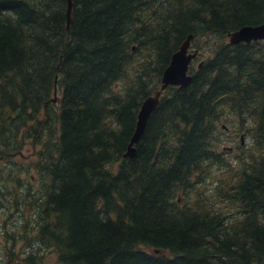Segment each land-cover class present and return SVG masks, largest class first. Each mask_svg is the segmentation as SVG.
<instances>
[{"label": "trees", "instance_id": "trees-1", "mask_svg": "<svg viewBox=\"0 0 264 264\" xmlns=\"http://www.w3.org/2000/svg\"><path fill=\"white\" fill-rule=\"evenodd\" d=\"M70 3L66 24L67 0H0V176L33 219L7 229L10 259L264 264V40L226 39L264 23V0ZM188 34L208 53L184 87L161 92L123 157L141 101ZM233 120L231 168L215 134ZM28 140L34 156L17 166Z\"/></svg>", "mask_w": 264, "mask_h": 264}, {"label": "water", "instance_id": "water-1", "mask_svg": "<svg viewBox=\"0 0 264 264\" xmlns=\"http://www.w3.org/2000/svg\"><path fill=\"white\" fill-rule=\"evenodd\" d=\"M70 6V0H67L65 13L66 24L69 22ZM191 37V34H188L178 45L177 49L171 54L166 67L161 73L158 88L154 90L151 95H148L141 101L136 114L134 129L129 137L123 157H131L133 155V145L138 142L146 120L156 107L161 92L167 86L184 87L189 82L190 74L188 73V66L190 61L199 54L197 49L191 50L189 48V40ZM226 39L228 44H248L250 42L262 41L264 40V23L239 26L238 28L227 32ZM201 63L202 62H198L196 66L199 67ZM51 100L56 101V97H53Z\"/></svg>", "mask_w": 264, "mask_h": 264}, {"label": "rangeland", "instance_id": "rangeland-1", "mask_svg": "<svg viewBox=\"0 0 264 264\" xmlns=\"http://www.w3.org/2000/svg\"><path fill=\"white\" fill-rule=\"evenodd\" d=\"M197 49L198 52L200 53L199 57L197 59H193L189 65H192V67H195V65L198 63V60L201 59L204 55H206L208 52V49L205 44L203 43V46L201 47H194L190 46V49ZM189 73V71H188ZM227 130L223 131L222 129H219L216 134V140L215 142L219 145V148H223V150H227L230 148L228 152L223 153L224 160L226 161L227 164L230 165V167H235L234 164H237V160L233 159V156L236 154L235 150L236 144H237V138L239 133V129L236 128V122L233 120L232 123H227ZM251 141L248 136L242 137L241 139V145H243L244 148L248 147L250 145ZM35 148V147H34ZM34 148L31 147L30 145V140L26 141L25 145L23 146L22 150V155L24 158L16 157L15 162L18 166V163L21 161H27L30 159V157L34 156ZM224 169H219L217 170V176L223 175L224 172L227 170ZM19 174V172H17ZM21 176L23 177V183L27 184L31 182V177L29 176V173L26 171L21 172ZM216 176V177H217ZM224 176V175H223ZM0 179H3V182H1L0 185V204H4L7 207H9L8 210L2 211L0 210V232L9 229L11 231V228L17 227L19 225L23 226L28 223V220L30 219L33 222V219L31 218L32 212L29 208V205L26 203L22 204H14L11 201V197L14 192L17 193L18 197L20 195V192L17 190V184H15L12 179H8V177H3L0 176ZM205 181H208V178L204 179ZM33 185V183H31ZM1 186H6V188H3ZM203 187V185L201 186ZM214 185H208L206 186L205 190V197L207 199H210V194L214 191ZM7 198V200H6ZM26 200V199H25ZM13 205H16L18 212H14L13 210H10ZM11 214L9 218L6 217V215ZM1 234V233H0ZM22 234V238H24ZM34 244V242H31ZM30 243V244H31ZM21 247L26 246V244L23 241H20L19 243ZM3 251V241L0 238V264H4L7 259L4 258L1 254ZM51 258V261L44 260L41 262V264H53L54 262V255L49 256ZM14 258L9 259V264H12L14 262ZM20 264V263H18Z\"/></svg>", "mask_w": 264, "mask_h": 264}, {"label": "flooded vegetation", "instance_id": "flooded-vegetation-1", "mask_svg": "<svg viewBox=\"0 0 264 264\" xmlns=\"http://www.w3.org/2000/svg\"><path fill=\"white\" fill-rule=\"evenodd\" d=\"M198 57H196L194 59H197ZM0 233H1L0 234V238L3 241V251H2V254L1 255L4 258L7 259V261L4 264H9L10 255H8V249L11 247V243L8 240L5 239V234L7 233V230L1 231ZM12 264H15V262H13Z\"/></svg>", "mask_w": 264, "mask_h": 264}, {"label": "bare ground", "instance_id": "bare-ground-1", "mask_svg": "<svg viewBox=\"0 0 264 264\" xmlns=\"http://www.w3.org/2000/svg\"><path fill=\"white\" fill-rule=\"evenodd\" d=\"M12 243V242H11ZM10 244V243H9Z\"/></svg>", "mask_w": 264, "mask_h": 264}]
</instances>
